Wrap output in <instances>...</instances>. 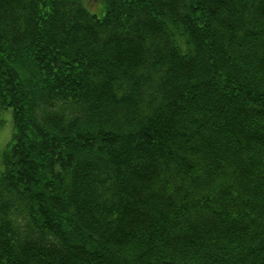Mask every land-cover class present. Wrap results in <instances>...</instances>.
Wrapping results in <instances>:
<instances>
[{
    "label": "trees",
    "instance_id": "16d2710c",
    "mask_svg": "<svg viewBox=\"0 0 264 264\" xmlns=\"http://www.w3.org/2000/svg\"><path fill=\"white\" fill-rule=\"evenodd\" d=\"M0 264H264V0H0Z\"/></svg>",
    "mask_w": 264,
    "mask_h": 264
},
{
    "label": "rangeland",
    "instance_id": "374dc122",
    "mask_svg": "<svg viewBox=\"0 0 264 264\" xmlns=\"http://www.w3.org/2000/svg\"><path fill=\"white\" fill-rule=\"evenodd\" d=\"M11 122L6 120L4 125L0 126V152L3 145L10 139L11 137Z\"/></svg>",
    "mask_w": 264,
    "mask_h": 264
}]
</instances>
